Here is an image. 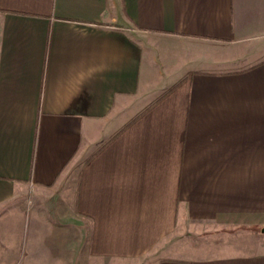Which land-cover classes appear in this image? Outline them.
Listing matches in <instances>:
<instances>
[{
  "label": "crops",
  "instance_id": "0c3cea01",
  "mask_svg": "<svg viewBox=\"0 0 264 264\" xmlns=\"http://www.w3.org/2000/svg\"><path fill=\"white\" fill-rule=\"evenodd\" d=\"M216 224L264 235V0H0V264H264Z\"/></svg>",
  "mask_w": 264,
  "mask_h": 264
},
{
  "label": "rangeland",
  "instance_id": "374dc122",
  "mask_svg": "<svg viewBox=\"0 0 264 264\" xmlns=\"http://www.w3.org/2000/svg\"><path fill=\"white\" fill-rule=\"evenodd\" d=\"M202 229L203 232L201 233L189 232L188 235H192L189 238L193 237L196 242L200 241V243L204 240L205 243L207 242L210 245L222 244L223 242L229 241L227 239H230L232 242H238V244L241 242V244H251L252 246H258L260 242H264V238H262L264 235L260 232H255V230L250 231V228L244 227L242 224L237 226H219L216 224L214 226H205ZM208 236L209 239H206Z\"/></svg>",
  "mask_w": 264,
  "mask_h": 264
}]
</instances>
